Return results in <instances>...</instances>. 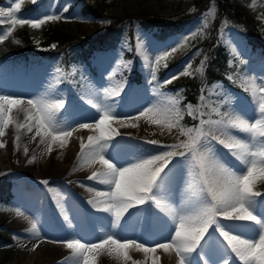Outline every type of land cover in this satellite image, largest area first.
Listing matches in <instances>:
<instances>
[{
    "label": "snow or ice",
    "instance_id": "obj_1",
    "mask_svg": "<svg viewBox=\"0 0 264 264\" xmlns=\"http://www.w3.org/2000/svg\"><path fill=\"white\" fill-rule=\"evenodd\" d=\"M37 2L32 0L33 4ZM21 11L22 0H15L9 7H0V25H7L6 32L0 34V42L11 36L18 25L38 29L47 22L61 19L55 14L21 18L18 16ZM215 14L214 7L206 10L195 29L178 42L173 41L174 46L166 45V50L156 55L154 62L148 54L151 42L137 33L134 55L148 70V83L153 87L149 102L136 109L134 116L125 115L117 108V102L122 105L130 85L126 78L113 82L112 77L116 72L123 77L124 72L134 71V60L119 56L109 66L104 78L106 86L96 85L81 71L83 84L80 103L76 105H70L62 96H53L50 91L31 97L0 91V137L5 135L9 125H14L17 131L15 141L20 139L19 132L26 130L33 134V140L38 137L39 143L51 153L53 145L63 149L68 144L79 120L89 121L78 123L79 129L91 130L92 134L87 141L80 138L77 161L81 166L99 165L87 177L88 181L94 182L87 185L94 197L86 201L90 206L86 211L100 214L107 231L102 229V235L95 242L77 235L52 241L71 250V255L61 264H98L102 254L121 264L128 261L141 264L132 259L130 251L143 253L146 264L149 258L150 264H159L157 250L169 255L174 253L176 264H264V192L255 191L256 184L264 182V75L241 71V66L248 61L242 59L240 42L232 38L224 42L234 57L229 60V67L235 66L236 72L225 78L244 96L233 93L223 83L213 85L214 90L207 95L206 89H201L195 106L183 103L182 89L167 93L165 86L180 75H194L191 61L180 73L166 80L159 81L157 76L162 61L176 53L190 38L204 36L210 27L208 18H214ZM227 23L225 20V27ZM220 37L223 40L224 27L220 30ZM128 47L132 50L131 46ZM206 60L207 57L201 60L195 69L196 74H204ZM163 67L167 68L168 64L164 63ZM56 71L60 75L54 77L56 85L50 84V89L70 82L68 76H75L78 70L74 68L71 73H66L58 68ZM211 96L222 98L209 100ZM161 97L167 98L162 101ZM205 107L210 110L208 114L203 110ZM14 109L23 112L22 122L13 117ZM211 113L217 118L212 119ZM185 115L198 123L184 126ZM141 118L150 125L160 126L162 131L171 133L177 130L185 139L173 144L145 140L131 145L127 141L134 138L121 134L113 126L137 127L130 122ZM4 146L0 142V147ZM24 151L27 153L28 149ZM35 159L33 155L28 162ZM178 175L185 178L180 201L176 203L173 181ZM39 183L50 194L53 192L48 187V180ZM78 183L84 184L83 181ZM55 192L52 201L67 227L73 228V218L65 207V194L59 188ZM14 211L16 216L29 221L30 227L24 229L25 233L41 237L38 218H30L20 208ZM139 215L145 218L142 232L145 239L120 236L117 230H122L130 217ZM153 218L158 222L159 230H153Z\"/></svg>",
    "mask_w": 264,
    "mask_h": 264
},
{
    "label": "rangeland",
    "instance_id": "obj_2",
    "mask_svg": "<svg viewBox=\"0 0 264 264\" xmlns=\"http://www.w3.org/2000/svg\"><path fill=\"white\" fill-rule=\"evenodd\" d=\"M40 1L42 0H38L37 3L33 4L32 0H22V11L18 14V16L21 18H40L44 14H55L59 15L61 19L47 22L38 29H32L27 26L31 42L36 49H53L51 47L53 43L49 42V40L43 35V27L48 24L59 26L68 33L78 34L80 36L97 34L103 31L108 25V20L106 18H95L90 15H84L82 12L81 0H45V4L39 9L29 12L23 10L25 5L29 4L31 6H36ZM90 1L96 4H102L105 13L112 16H120L126 12L135 13L143 10L163 19H174L181 14H188L194 11L192 0ZM232 1L241 6L252 17L257 32L264 40V0ZM12 2H15V0H0V7H9ZM210 7L215 8L216 14L214 18L211 16L208 18L210 20V27L206 30L204 36L197 35L195 38H190L176 53L171 54L166 61H162L157 72L159 81L166 80L173 74L180 73L188 61H191V71L194 75H197L202 79L203 75L196 74L195 69L200 65L201 60L205 57L208 58V51L201 46V43L209 36L210 31L214 26L216 28L217 40L222 46H224L228 56V71L226 72L225 77L230 73L236 72L235 66L231 68L229 67V60L234 59V57L231 56L229 46L224 42V40H230L232 38H236L240 42L243 52L242 59L248 61V63L241 66V71L246 72L249 75H264V63H262V61H264V50L261 48L252 50L251 45L247 41L246 29L242 25L234 24L226 18L221 19L217 24H215V18L218 15V7L215 0L211 1L209 8ZM65 9H67V11H65ZM205 12L206 11L203 13ZM201 15L193 18L185 26L183 31L167 38L164 41H157L154 37L155 30H147L137 21H134L133 24L132 37H129V26L126 24L124 27L123 37L121 38L118 46L113 50L95 52L90 58L88 64H85L84 62H76L65 67L62 65L63 61L60 54L56 56L48 54L44 56L32 55L27 61H22L16 64L7 62L0 63V91L11 95V92L15 88L19 87L29 92V95L26 97L40 95L45 91H50L53 96H62L70 105H76L80 103L79 94L83 84V81L81 80V71L85 77H90L96 85L106 86L104 78L108 75L109 66L114 62V59L119 56L125 60H134V71L131 73L124 72L123 77L119 72H116L112 77L113 82L126 78L130 85L128 91L124 94L122 105L120 101L117 102V108L125 115L134 116L136 114V109L146 106V103L149 102L152 96L151 88L153 87L148 83V80L150 79L148 70L142 67L140 59L134 55L135 37L137 33L142 34L147 41L151 42L148 54L152 62H154L155 56L166 50V45L174 46L173 41L178 42L182 36L186 35L190 30L195 29ZM225 20L228 22L226 27L224 26ZM18 27L23 26L18 25L16 28ZM222 27H224L223 40L220 37V30ZM6 28L7 25H0V30H2L0 31V34L6 32ZM128 46H131L132 50H129ZM197 52L199 54H197ZM236 62L239 61L236 60ZM164 63L168 64L167 68L163 67ZM58 68L66 73H71L74 68L78 71L75 76H68V81L70 82H64L63 84L50 89V84L56 85L54 77H59L60 75V73L56 71ZM162 72L164 73L162 74ZM135 73L141 74V81H131L133 76H135ZM194 75H180L178 79L165 86L167 93L170 94L180 89L183 90V87L175 86L180 82L193 77ZM218 83H223V85L226 88L231 89L233 93L244 96V93H242L239 88L230 84L227 79L226 81H215L211 84H205V81L202 80L195 102L185 101V95L182 91L181 95L183 97V103H190L194 106L197 105L201 95V89H206L205 95H207V93L214 90L213 85ZM85 86L87 87V85ZM216 91L219 90L216 89ZM166 98L167 97H161V100L164 101ZM220 98L222 97L211 96L209 97V100H216ZM203 110L206 114L210 112L207 107ZM210 116L212 119L217 118L214 113H211ZM205 118H208V115H206ZM81 122L89 121L79 120L77 124L74 125L76 131H74L73 135L77 134L78 140L73 141L74 138L72 136L69 138L68 144L63 149H61L58 145H53L51 153H48L46 151V146L42 145L41 155L38 156V161L43 162L47 167L50 166L54 169H57L58 164H62V162H64L65 165L67 164V166L70 167L68 169L69 176L71 174L74 175L77 171V166H72L74 159L70 161L69 157L77 151V148H79L80 138L87 141V137L92 134L91 130L79 129L78 123ZM130 123L136 124L137 127H121L120 124H114L113 126L116 127L121 134L134 138L127 141V143L131 145H138L140 141L145 140H157L162 144H173L178 140L185 139V137L180 135L177 130H173L171 133L167 130L162 131L160 126L150 125L143 118L139 121L132 120ZM195 123H198V120H193L191 116L187 115L184 116L182 121V124L186 127H191ZM4 137H8L7 133L0 137V142L4 139ZM144 147L151 146L144 145ZM24 149V147H21V150L24 151ZM4 153H6V150L0 147V179L9 183L12 193V197L8 202L0 203V259L3 256L7 257L4 264H32L29 262L28 257H32L33 255L37 256L40 250L39 247H45V245H49L51 247L63 245L62 243H53L52 241H58L70 238L71 235H77L82 236L89 242H95L96 239L102 235V229L107 231V229L104 228L105 222L100 214L93 215L90 214L89 211H86V209L90 208V206L86 204V201L94 197V193L87 190V185L93 184L94 182H84L82 185L83 189L81 190L75 185V183H73L74 180H64L63 178L57 176L43 179V172L35 170L30 171L26 168L21 170L19 169L20 165L15 167L18 168L17 170H14L15 168H11L4 161L6 158L5 155L2 156ZM85 167L87 171H90L87 173L91 174L99 167V165L97 164L92 165L91 167ZM184 178V176L178 175L173 181V194L176 203H179L181 198L180 194L184 188ZM41 180H48L50 182L48 187L53 189L51 194L47 191L44 185L39 183ZM56 188L61 189L65 194V207L69 209V214L73 218V228L67 227L52 201V196L56 195ZM255 191L264 192V184L261 185L260 182L257 183ZM16 208L22 209L25 215L30 218H38L42 228L41 237L37 238L32 236V239H28L29 241L26 243L27 248H24L27 233H25L23 229L17 228L19 227L17 222L20 220L22 221L23 219L25 221L26 228L30 227V224L29 221L25 220L23 217L16 216L14 211ZM144 227L145 218L143 215H139L130 217L123 229H118L117 231L120 236L129 239L144 240L145 237L142 235ZM152 228L153 230H159V224L154 218L152 220ZM92 229L97 231L92 232ZM14 236L18 237V239H13ZM157 239H159V237H157ZM33 245L37 246L33 247ZM130 255L133 260L140 261L141 264H146L143 253L130 251ZM157 255L160 256L159 264H176L174 253L169 255L164 253L162 250H157ZM150 256L151 254H149V257ZM62 260H64V258ZM113 260L114 264H121V262L115 258H113ZM60 262L55 263V261H44V263L42 262L41 264H61ZM69 264H71V262H69ZM98 264H104L103 257L98 259ZM127 264H131V261H128ZM147 264H150V258L147 261Z\"/></svg>",
    "mask_w": 264,
    "mask_h": 264
},
{
    "label": "trees",
    "instance_id": "obj_3",
    "mask_svg": "<svg viewBox=\"0 0 264 264\" xmlns=\"http://www.w3.org/2000/svg\"><path fill=\"white\" fill-rule=\"evenodd\" d=\"M82 1V12L84 15H91L95 18H106L108 25L106 28L94 35L80 36L66 32L63 28L48 24L43 27V35L49 42L56 45L51 50L36 49L32 44L29 29L27 26L18 27L11 36L0 42V61L8 63H18L27 61L30 55L55 56L60 54L65 65L74 62L89 63V58L98 51L112 50L117 47L121 40L124 27L129 25L128 34H133V24L137 21L147 30H155L154 37L157 41H164L167 38L183 31L185 26L195 17L202 14L209 8L212 0H192L194 11L188 14H181L174 19H163L154 16L146 11L135 13L126 12L120 16L107 15L102 4H96L90 0ZM217 3V17L215 24L226 18L234 24L242 25L247 32V41L252 50L261 48L264 50V40L260 37L252 17L238 4L232 0H215ZM27 5L25 8H29ZM29 11V10H27ZM45 45V44H44ZM201 46L208 51L206 71L201 79L197 75L180 82L175 87H183L185 101L195 102L200 90L201 81L211 84L214 81L225 80L228 71L227 53L216 35L215 26L211 29L209 36L201 43ZM164 72H162L163 74ZM142 76L136 74L134 80L141 81ZM12 197L11 187L8 182L0 179V203L8 202ZM6 256L0 259V264H4Z\"/></svg>",
    "mask_w": 264,
    "mask_h": 264
},
{
    "label": "bare ground",
    "instance_id": "obj_4",
    "mask_svg": "<svg viewBox=\"0 0 264 264\" xmlns=\"http://www.w3.org/2000/svg\"><path fill=\"white\" fill-rule=\"evenodd\" d=\"M11 95L26 97L27 95H29V92L22 89V88L17 87L11 92ZM25 106H27V105H25ZM12 115L19 122H22L24 119L23 112H19L15 109L13 110ZM127 129H129V128H127ZM5 133H7L8 137H4V139H2L1 142H3L5 144V146L2 148L6 150V153L2 154V156L5 155L6 158L4 161L11 168H15V167L20 165L19 169H21V170L26 168L30 171L35 170V171L43 172V176H42L43 179H47V178H50L52 176H57V177L63 178L64 180H70V181L74 180L73 183H75V185L81 190L83 189V187L78 182L79 181L88 182L87 177L90 174H88L87 172H90V171H87L86 167L81 166L77 161V153L80 151V147L77 148V151L74 154H71V156L69 157L70 161L72 159H74L73 160L74 163L71 162L72 166L73 167L77 166V171L75 172V174L74 175L71 174L69 176L68 169L70 167H68L67 164L65 165L64 162H62V164H58L57 169H54L50 166L47 167L45 165V163L38 161V156L41 155V146H42L39 143L38 137L35 140H33V138H32L33 134L32 133H27L26 130H21L19 132V136H20L19 141L18 142L15 141L17 131H16L14 125H9V127L5 130ZM73 138H74L73 141L78 140L77 134L73 135ZM17 144H18V146H17ZM21 147L27 148L28 149L27 153H25V151L21 150ZM33 155L36 157V159L32 163H29L28 162L29 158ZM67 155H68V153H67ZM17 169L18 168H15L14 170H17ZM71 171H72V169H71ZM34 174H36V173H34ZM260 183H261V185L264 184V182H260ZM87 214H88V212H87ZM17 224L19 226L17 228H20L23 230L26 229V224H25V221L23 219H22V221L21 220L18 221ZM97 228H95V229H97ZM95 229H92L93 230L92 232L97 231ZM31 237L32 236L27 234V239L24 242V248H27L26 243L29 241L28 239H32ZM43 247L44 246L39 247L40 250H39V253L37 256L33 255L32 257H28L30 263L41 264L42 262L44 263V261L45 262H47V261L48 262H51V261L54 262L55 261V263H59L60 260L62 262L65 260L66 257H69L71 255V250L64 248L63 245L62 246H53V247H51L49 245H45V247L44 248ZM30 256H31V254H30ZM102 257L104 260V264H114L113 258L108 257L106 254H102L101 258ZM63 258H64V260H62ZM101 258L99 257V259H101Z\"/></svg>",
    "mask_w": 264,
    "mask_h": 264
}]
</instances>
